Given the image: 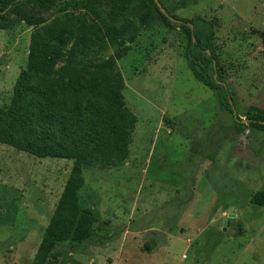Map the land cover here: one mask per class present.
Wrapping results in <instances>:
<instances>
[{
	"label": "rangeland",
	"instance_id": "374dc122",
	"mask_svg": "<svg viewBox=\"0 0 264 264\" xmlns=\"http://www.w3.org/2000/svg\"><path fill=\"white\" fill-rule=\"evenodd\" d=\"M162 2L179 17L213 21L218 69L235 108L264 109V1ZM30 31L23 22L0 29V109L25 67ZM114 37L105 34L98 54L115 58L123 103L136 117L127 156L83 170L78 196L96 217L92 239L73 249L62 242L46 259L57 251L56 264H264V206L252 203L264 189V131L231 128L234 115L183 58L179 28L155 21L131 42ZM71 166L0 143V264H35ZM147 242L154 252L143 250Z\"/></svg>",
	"mask_w": 264,
	"mask_h": 264
},
{
	"label": "trees",
	"instance_id": "16d2710c",
	"mask_svg": "<svg viewBox=\"0 0 264 264\" xmlns=\"http://www.w3.org/2000/svg\"><path fill=\"white\" fill-rule=\"evenodd\" d=\"M158 1L168 16L154 0H0V29L19 22L31 28L25 67L16 77L9 104L0 109V143L40 158L72 160L42 230L35 264H56L57 251L46 257L62 242L73 249L92 239L96 217L78 196L83 170L117 166L127 156L136 117L123 103V78L115 58L98 54L105 34L122 43L133 41L143 26L155 21L179 28L185 40L183 58L193 77L215 92L220 108L234 115L231 128L264 131V109L235 108L233 91L218 69L213 21L179 17ZM172 1L178 8L197 2ZM64 9L71 11L53 16ZM127 48H121L122 55ZM252 203L264 206V189L253 195ZM239 234L240 228L232 235ZM154 248L148 242L143 246L148 253Z\"/></svg>",
	"mask_w": 264,
	"mask_h": 264
},
{
	"label": "water",
	"instance_id": "95a60500",
	"mask_svg": "<svg viewBox=\"0 0 264 264\" xmlns=\"http://www.w3.org/2000/svg\"><path fill=\"white\" fill-rule=\"evenodd\" d=\"M154 1H155L156 5L159 7L160 11H161L162 13H164L166 16H168L166 10L162 7V5L160 4V2H159L158 0H154ZM233 217H234V214L231 213V214L229 215L228 218H233ZM228 220H229V219H227V220H225V221L223 222V229H224V230H225L226 226L228 225V222H229Z\"/></svg>",
	"mask_w": 264,
	"mask_h": 264
}]
</instances>
